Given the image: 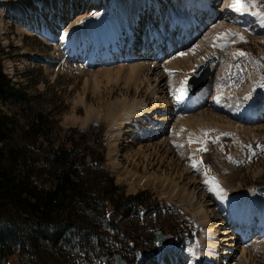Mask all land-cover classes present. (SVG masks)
I'll return each mask as SVG.
<instances>
[{
    "label": "rangeland",
    "instance_id": "obj_1",
    "mask_svg": "<svg viewBox=\"0 0 264 264\" xmlns=\"http://www.w3.org/2000/svg\"><path fill=\"white\" fill-rule=\"evenodd\" d=\"M6 1L0 0V65L16 88L29 97L32 110L47 116L54 131L52 144L57 143L58 137L70 134L77 128L85 131L91 125L101 127L106 138L102 169L107 177H113L115 184L127 195L141 193L145 195L146 206L149 205V208L155 206V211L145 208V211L141 210L139 214L128 219L119 217L115 226L110 222L106 224L105 219L100 220L91 213L92 217L88 218V221L99 219L100 229L91 232L89 223L85 222V225L80 227L83 233L88 234L84 241L79 242L75 239L69 245H60L57 248L52 247L50 242L43 241L33 264H115L113 259L115 253L126 255L129 252L137 256L136 264H159L157 258L161 256L164 258L165 253L173 254L172 258H182L181 264H207L202 255L210 249L209 241L217 239L220 240L217 264H264V236L257 245L247 243L241 246L236 242H226V239H231L228 234L233 226L232 219L230 217L229 221H226L224 218L226 213L216 210L218 205L216 197L208 199L211 206H208L209 203L205 206L210 225L205 224L196 215L194 207L198 206V202L201 203L204 187L196 191L197 201L194 207L188 205V197L186 200L183 199L194 190L191 182L197 181V184L205 179L220 183L227 193L234 197L241 194L249 195L255 192L257 187H264V151L260 147L264 145V119L254 123L247 122L245 125L239 124L242 127H238L235 120L230 118L233 114L223 109L224 107L220 111L216 104L219 97V103L225 107L229 105L231 111L237 112L264 103V80L256 75L264 65V31L258 32V36L249 37L247 42L235 41L233 49L246 53L242 58L232 55L229 45L232 39L226 35L219 37L218 43L212 48V53H217L219 61L213 67L214 77L209 84L210 95L205 100L207 103L192 113L193 122H190V125L181 126V123L178 125L174 122L175 100L178 98L176 94L179 87L191 73L190 64H187L188 69L186 67L180 68L181 70L163 69L161 66L162 68L155 72L148 75L146 72V76L136 77L137 79L131 78L128 65L125 69L121 68L122 63L87 66V56L68 58L66 49L58 44V41L49 40L32 28H24L26 24L23 22L24 18L18 20L16 17L14 19L3 17L9 8ZM46 1L41 0L43 3ZM118 1L100 0L102 4L96 7L87 3L76 6L75 13L68 21H64L62 30H68L69 27L86 28L88 22L100 14L113 18ZM170 1L168 0V3ZM218 1L217 7H220L216 13L221 12L227 0ZM257 1V8L264 11V0ZM161 2L162 5L165 4V8L168 6L165 0ZM85 6L86 11H89L82 14ZM155 22L157 23V19L152 22L151 16L148 23ZM143 23L140 25L141 28H144ZM209 30L200 37L202 42ZM136 35L138 36V33ZM141 42L145 44V41ZM195 46L197 45L195 44L193 48ZM200 50L197 58L202 57L207 49ZM194 57L190 58L189 63L196 61L197 58L193 59ZM45 58L50 61L45 63ZM252 58L257 62L255 69H251L250 66L245 68L246 60L253 63ZM70 59H82L84 62ZM164 65H170L168 60ZM241 69L243 72H239ZM157 73L160 75L163 73L165 76V81L159 86V82H156ZM247 74L251 76L250 83ZM148 78L150 84L147 85ZM162 85H165L163 90ZM174 89L177 92H174ZM253 95L255 97H251ZM163 99L167 100V104ZM141 101H145V107L150 109L151 119L155 121V125L157 124L155 127L152 126L157 131L148 136L143 135L145 134L143 130L147 129L152 121H143L141 126L138 125L132 131L126 129V122L139 111L137 106ZM134 103H137L135 107ZM163 103L167 106L162 105ZM156 106L157 110L167 107V111L163 112L165 111L163 109L162 112H154ZM261 106L256 112L257 115L264 109V106ZM4 111L14 118V123L18 127L28 122L20 116V108L17 106L8 104L4 106ZM229 124L237 126L240 134L230 130ZM151 135L149 140H140L141 137L148 138ZM181 136L185 138L184 142H188L186 143L188 146H184V149L187 147L185 152L178 151L183 148L177 149L179 141L176 140L184 139ZM190 137L194 141L192 144L189 142ZM205 148L207 151L203 150ZM183 156L195 158L192 163L202 165V170L186 173L184 169L189 168V159ZM115 161L119 164L117 168L113 165ZM140 176H145V180L142 181ZM210 180L208 181L212 182ZM99 183L104 184V181ZM96 193L98 191H94L93 195ZM173 205L177 208L176 213L173 211ZM132 224H137V227L130 228ZM157 230H163L172 239L174 237L173 240L177 241L182 249H165L166 247L157 244L154 238V232ZM211 232H214L215 236ZM189 234L194 237H188ZM128 238H134L131 245L128 244ZM225 246L230 249L232 246L233 251H236L234 257L220 255L228 253ZM132 247L135 248L134 251L127 250ZM152 250L159 253L157 257L151 253ZM102 257H106L105 262L101 261Z\"/></svg>",
    "mask_w": 264,
    "mask_h": 264
},
{
    "label": "bare ground",
    "instance_id": "obj_2",
    "mask_svg": "<svg viewBox=\"0 0 264 264\" xmlns=\"http://www.w3.org/2000/svg\"><path fill=\"white\" fill-rule=\"evenodd\" d=\"M165 1L168 5L166 6V8L165 4L162 5L161 0H119L117 2L118 4L116 14L113 18L110 19L109 17L107 18L100 14L95 19L90 20L86 28L69 27L68 30L64 31L62 30V25L65 23L64 21H68L71 18V15L75 13L74 8H76V6L87 3V5L89 6L96 7L102 4L100 0H47L44 3L41 2V0H7L6 3L9 5V8L6 10V12H4L3 17H8L11 19H14V17H16V19L18 20H20V18H24L23 22L26 23L24 25V28H32L33 30H35V32L37 31L41 33L43 37L49 40H54L55 42L58 41V44L66 49L65 53L68 58H71L73 56H81V58H86L85 56H87L88 66L94 64L95 62H102L107 64L110 63L109 65L113 64L114 62H119L122 63L121 68L125 69L127 68L126 65H128L130 68V73L132 74L131 78L135 79H137L136 77L146 76V72L147 75L149 73H153L159 68H162L161 66H163V69L174 68L176 70V68L185 69L188 66L187 64H190V70L192 72L196 68V66L203 64L204 61L207 60V58L213 55L212 48L218 43L219 37L221 35L226 34V37L228 38L233 37L234 40L247 42L249 37H253L254 35L258 36V32L264 31V11H261L260 8H257V0H254V2L253 0H245L247 10L244 12H237L234 10V8L231 7L235 0H227L225 2V7L222 8V10H220L221 12L218 13H216V11H218V8L220 7H217V2H219L218 0H215L214 2H212L211 0H171L172 3L170 1V4L168 3V0ZM214 5L216 8L213 7ZM86 9L87 7L85 6L82 14L89 11H86ZM163 9L164 11L162 12ZM257 13L260 14L257 15ZM151 16L152 22L153 20L155 21L156 18L157 23H148L149 21H151ZM146 18L149 19L147 20ZM146 20L147 23H145ZM231 20L234 21L231 22ZM142 21H144V28L141 32L140 25L142 24L140 22ZM202 27L210 29L209 32L204 36L206 39L203 40V42L202 40H200V37L204 34V32L201 30ZM233 32L240 33L244 37V39H241L240 36L232 35L231 33ZM70 33L72 34L69 36ZM137 33H140L142 37L144 36V39L142 40L145 41V44L144 42H141L142 44H144V46L142 45V49L136 51L135 53L133 52V49L135 43L137 42ZM135 35L137 36L136 39ZM195 44L197 46L193 48ZM102 49L103 53L101 54L99 53V51ZM200 49L207 50L202 57L197 58V53L198 51H201ZM141 50H146V55H144ZM240 52L243 51H235L234 49L231 51L233 55H238ZM133 56L143 59L146 58L147 62L145 60H139L132 61L131 63H126L128 58H132ZM192 56H195L197 59L196 61H191L189 63ZM195 57L193 59H195ZM239 57L243 56L239 55ZM162 58L167 59L170 65H160L161 61H163ZM49 61L50 60L48 58L44 59L45 63H48ZM190 75L191 74L189 73V75L186 77L187 80ZM149 81L150 79L148 78L147 85L150 84ZM163 81H165V76L163 75V73L162 75L158 74L156 80V82H159L158 86ZM184 82L185 79L182 82L181 86L185 85ZM164 86L165 85H162V90ZM181 86L179 87L178 92ZM209 87L210 86L207 85L205 88H203V90L198 92V96L195 97L188 94H186L184 97L182 94L178 93V102L175 110V116L177 120L173 118V120H176H174L176 124L179 125V123H181V126H184L186 124L188 125L190 122H193V120L191 119L193 117V114L191 113L190 115H187V113H183L182 111L188 112L204 104L206 102L205 100H207L210 95ZM174 92H177V90L174 89ZM163 100L165 101V99ZM135 105H137V103L133 104L134 107ZM145 105V101H141L138 104L137 107L139 108V111L136 112L132 116V118H130L126 122V129H130L132 131L135 130L138 125L141 126V122L152 121L151 125L147 129L144 127L145 129L143 130V132L145 133L143 135L148 136L154 131H157V129L153 128L157 124H154L155 121L151 119L150 109L146 108ZM162 105H165V103H163ZM257 106H259V104ZM157 107L158 106H156L154 110H152L154 112H162L163 109L165 110L163 112L167 111V107L159 108L158 110ZM195 111H197V109ZM262 111L258 115L256 114V112L252 113L251 111L242 112L243 114L240 115V120L238 121H256L258 118H262L260 116H263L264 109ZM238 127L240 126L238 125ZM228 128L230 130H233L234 133L240 134V130L237 129V126L230 125L228 126ZM151 137L152 135L148 138L141 137L140 140H149ZM181 138L184 137L181 136ZM184 140L185 138L182 140H176V142L179 141V147L177 146V149L183 148V151L181 149L178 150L180 152H185V150H187V147L184 149V146H188L186 144L188 142H184ZM183 157L185 159H189V168H186L188 170L184 169L186 173L195 171L199 172L202 170V165L198 166L197 164L192 163L195 158L187 156ZM113 165L115 168H117L119 164L115 161ZM140 178L142 181L145 180V176H140ZM208 180L210 179H205L197 184V181L193 183L191 182V184L194 186V190L190 193V195L183 198L186 200L188 197V205L194 207L197 201L195 198V193L198 190L200 191L201 187L202 189L204 187V196L203 198L201 197L202 201L201 203L198 202L197 207H194L195 213L196 215H198L200 220H202L205 224L210 223L209 214H207L208 212H205V206L210 202L208 199L216 197V200L218 201L216 202L218 203L216 210L224 211L226 213L224 215L225 220L229 221V218L231 217L232 221L235 223L233 229L230 230V233L228 234V237L230 236L231 239H226V242H236L241 246L247 243H250L249 245H257L258 243H260L261 238L264 236V197L259 198L255 195L254 192H251L249 195L243 196V194H241L238 197H234L231 194H228L225 188L220 183H216V181L213 182L212 180H210L212 182H209ZM217 185L219 186L218 188ZM209 205L211 206L210 203L208 204V206ZM257 216L258 218H255ZM232 232H239L240 234H234ZM213 233L211 232V234L215 236ZM211 234L209 233L210 236ZM219 241L218 239L209 241L210 246L208 247H210V249H208V251L206 253H203L202 255L203 259L205 258V262H208L207 264H217V258L219 256H216L217 254L219 255L218 252L220 251ZM225 249L228 250V253H222L220 255L234 257V253L236 251H233L232 246L231 249L229 247H226ZM243 249L245 250V248ZM171 255L173 254L165 253L164 258L161 256L159 260H161L162 258L163 260L160 264L182 263V258H172L173 256L171 257Z\"/></svg>",
    "mask_w": 264,
    "mask_h": 264
},
{
    "label": "trees",
    "instance_id": "obj_3",
    "mask_svg": "<svg viewBox=\"0 0 264 264\" xmlns=\"http://www.w3.org/2000/svg\"><path fill=\"white\" fill-rule=\"evenodd\" d=\"M30 102L0 65V264H33L43 241L54 248L84 241L85 222L91 232L100 229L101 219L115 226L117 218L139 214L146 203L141 193L121 191L102 169L101 127L77 128L53 145L47 116L32 110ZM8 104L20 108L26 125L14 123L4 111ZM91 213L100 220L88 221ZM125 256L134 263L132 252Z\"/></svg>",
    "mask_w": 264,
    "mask_h": 264
},
{
    "label": "water",
    "instance_id": "obj_4",
    "mask_svg": "<svg viewBox=\"0 0 264 264\" xmlns=\"http://www.w3.org/2000/svg\"><path fill=\"white\" fill-rule=\"evenodd\" d=\"M213 60L216 61L217 58L214 57ZM209 63L206 66L201 67L200 71L195 73V78L194 80H192V83H195L198 79H200L201 84H199L198 86H196L195 84H192L191 89H192L193 94L195 93V91L200 90L204 86V84L207 82L208 76H209V66H208ZM255 191H256L257 196L259 197L264 196V187H257ZM174 210H175V207H174ZM155 238L159 243L165 246L168 245L170 242L169 238H167L162 231H157L155 233ZM114 259L116 261V264H126L125 262H123L121 255H115Z\"/></svg>",
    "mask_w": 264,
    "mask_h": 264
},
{
    "label": "snow or ice",
    "instance_id": "obj_5",
    "mask_svg": "<svg viewBox=\"0 0 264 264\" xmlns=\"http://www.w3.org/2000/svg\"><path fill=\"white\" fill-rule=\"evenodd\" d=\"M253 2H254V0H253ZM231 7L234 8V10L237 11V12H244V11L247 10V6H246V3H245V0H235V2L231 5ZM259 14H260V13H257V15H259ZM231 34H232V35L240 36L241 39H244V37H243L240 33L233 32V33H231ZM225 35H226V34H225ZM182 55H183V54H182ZM239 55L244 56V55H246V53H244V52H240ZM184 84H185V86L181 87V89H180V92H181L182 95L186 93L187 78H185V82H184ZM219 99H220V98L217 97V102H218V103H219ZM189 142H190V143L194 142V141L191 140V137L189 138ZM260 147H261L262 151H264V145H261ZM203 150L207 151L206 148L203 149ZM218 187H219V186L217 185V188H218Z\"/></svg>",
    "mask_w": 264,
    "mask_h": 264
}]
</instances>
